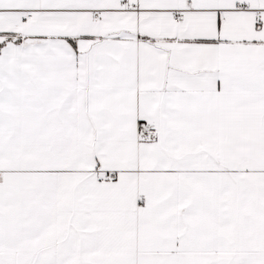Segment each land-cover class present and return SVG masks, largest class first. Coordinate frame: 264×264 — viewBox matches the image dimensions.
I'll return each instance as SVG.
<instances>
[{"label":"snow or ice","instance_id":"snow-or-ice-1","mask_svg":"<svg viewBox=\"0 0 264 264\" xmlns=\"http://www.w3.org/2000/svg\"><path fill=\"white\" fill-rule=\"evenodd\" d=\"M0 264H264V0H0Z\"/></svg>","mask_w":264,"mask_h":264}]
</instances>
